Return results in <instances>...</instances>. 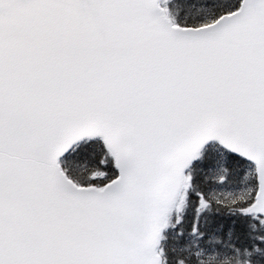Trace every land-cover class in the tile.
<instances>
[{"label": "snow or ice", "instance_id": "1", "mask_svg": "<svg viewBox=\"0 0 264 264\" xmlns=\"http://www.w3.org/2000/svg\"><path fill=\"white\" fill-rule=\"evenodd\" d=\"M0 264H264V0H0Z\"/></svg>", "mask_w": 264, "mask_h": 264}]
</instances>
